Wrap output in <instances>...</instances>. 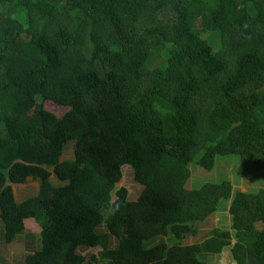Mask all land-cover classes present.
I'll return each mask as SVG.
<instances>
[{
  "label": "trees",
  "instance_id": "16d2710c",
  "mask_svg": "<svg viewBox=\"0 0 264 264\" xmlns=\"http://www.w3.org/2000/svg\"><path fill=\"white\" fill-rule=\"evenodd\" d=\"M224 156L264 179V0H0V234L42 227L26 264H264V187L191 186ZM225 201L229 226L182 244Z\"/></svg>",
  "mask_w": 264,
  "mask_h": 264
},
{
  "label": "rangeland",
  "instance_id": "374dc122",
  "mask_svg": "<svg viewBox=\"0 0 264 264\" xmlns=\"http://www.w3.org/2000/svg\"><path fill=\"white\" fill-rule=\"evenodd\" d=\"M45 108L52 112L57 118H60L68 108L60 106L52 101L45 102ZM73 156V144L68 143L61 158H69ZM191 186H197L205 181H219L222 179H230L234 188L241 190H255L259 187H264V179L261 175V170L251 162H241L234 156H224L216 160L212 170H206L198 165L191 166ZM53 177V176H52ZM53 179V178H52ZM41 181L29 178L28 182L14 186V192L18 200L36 195L39 190ZM118 187L124 186L128 190V199L136 200L142 191V187L133 179V174L129 168L124 167ZM190 186V184H189ZM228 201L220 204L216 210L209 213L205 220L197 225L198 233L195 236H185L181 241L182 244H191L200 242L210 230L214 227H228L230 218L227 212ZM3 224L0 221V230ZM42 227L33 219L27 220L25 232L14 242L8 243L5 241L3 234H0V264H26L25 259L30 249H35L40 244V233ZM117 242L112 239L110 247H116ZM99 250H88L84 255L85 263L88 264L91 254H97ZM105 259L99 258L98 262L92 264H104ZM105 264L108 261L105 260ZM209 264H234L229 248L224 249L220 254L209 255Z\"/></svg>",
  "mask_w": 264,
  "mask_h": 264
},
{
  "label": "crops",
  "instance_id": "0c3cea01",
  "mask_svg": "<svg viewBox=\"0 0 264 264\" xmlns=\"http://www.w3.org/2000/svg\"><path fill=\"white\" fill-rule=\"evenodd\" d=\"M28 220H31V221H33V219H32V218H30V219H28Z\"/></svg>",
  "mask_w": 264,
  "mask_h": 264
}]
</instances>
